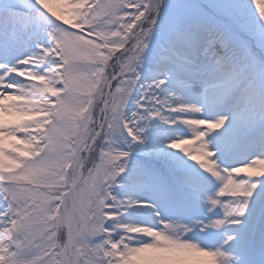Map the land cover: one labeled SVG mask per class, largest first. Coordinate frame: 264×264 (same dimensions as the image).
Listing matches in <instances>:
<instances>
[{"label":"snow or ice","instance_id":"6c2138e0","mask_svg":"<svg viewBox=\"0 0 264 264\" xmlns=\"http://www.w3.org/2000/svg\"><path fill=\"white\" fill-rule=\"evenodd\" d=\"M0 264H264V0H0Z\"/></svg>","mask_w":264,"mask_h":264},{"label":"rangeland","instance_id":"374dc122","mask_svg":"<svg viewBox=\"0 0 264 264\" xmlns=\"http://www.w3.org/2000/svg\"><path fill=\"white\" fill-rule=\"evenodd\" d=\"M254 7V6H253Z\"/></svg>","mask_w":264,"mask_h":264}]
</instances>
